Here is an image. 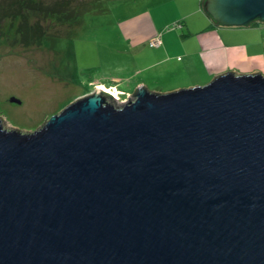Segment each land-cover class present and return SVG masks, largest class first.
Masks as SVG:
<instances>
[{
  "label": "water",
  "instance_id": "95a60500",
  "mask_svg": "<svg viewBox=\"0 0 264 264\" xmlns=\"http://www.w3.org/2000/svg\"><path fill=\"white\" fill-rule=\"evenodd\" d=\"M202 9L264 24V0ZM115 103L96 87L33 131L0 117V264H264V75Z\"/></svg>",
  "mask_w": 264,
  "mask_h": 264
},
{
  "label": "rangeland",
  "instance_id": "374dc122",
  "mask_svg": "<svg viewBox=\"0 0 264 264\" xmlns=\"http://www.w3.org/2000/svg\"><path fill=\"white\" fill-rule=\"evenodd\" d=\"M162 1L0 0V117L5 125L33 131L69 103L93 93L100 82L109 84L102 75L114 57L105 58L109 47L96 48L95 41L112 39L120 20ZM244 37H233L228 45L236 44L233 48L242 54L248 51L246 64L235 60L240 54L226 63L237 69L253 66L264 75V34L254 32L246 46L237 47ZM135 88L113 91L115 104L132 97ZM10 97L20 103L9 102Z\"/></svg>",
  "mask_w": 264,
  "mask_h": 264
},
{
  "label": "crops",
  "instance_id": "0c3cea01",
  "mask_svg": "<svg viewBox=\"0 0 264 264\" xmlns=\"http://www.w3.org/2000/svg\"><path fill=\"white\" fill-rule=\"evenodd\" d=\"M137 1L145 4L152 0ZM200 1L165 0L142 7L148 8L118 22L112 39L95 41L96 48L109 47L105 58L114 57V61H107L102 75L110 83L102 81L98 87H110L116 92L144 85L151 91L167 92L203 85L226 71L255 72L253 66H228L226 62L234 54H240L242 57L235 60L244 63L250 58L248 51L242 54L233 48L236 44L232 43V48L228 44L233 37L244 35L237 47L246 46L254 32L264 34V24L255 21L242 27L216 25ZM154 37H159L160 43L151 47L149 40Z\"/></svg>",
  "mask_w": 264,
  "mask_h": 264
},
{
  "label": "built area",
  "instance_id": "2783aa9c",
  "mask_svg": "<svg viewBox=\"0 0 264 264\" xmlns=\"http://www.w3.org/2000/svg\"><path fill=\"white\" fill-rule=\"evenodd\" d=\"M159 43H160V38L159 37H154V38H152V39L149 40V46H151V47L158 46ZM102 89L104 91H106V92H109L115 99L118 98L113 91H112L113 93L111 92V89L110 88L103 87ZM108 90H110V91H108Z\"/></svg>",
  "mask_w": 264,
  "mask_h": 264
},
{
  "label": "trees",
  "instance_id": "16d2710c",
  "mask_svg": "<svg viewBox=\"0 0 264 264\" xmlns=\"http://www.w3.org/2000/svg\"><path fill=\"white\" fill-rule=\"evenodd\" d=\"M202 3H203V0L200 1L201 7H202ZM111 100H112V99H111ZM112 101H114V100H112Z\"/></svg>",
  "mask_w": 264,
  "mask_h": 264
},
{
  "label": "bare ground",
  "instance_id": "6f19581e",
  "mask_svg": "<svg viewBox=\"0 0 264 264\" xmlns=\"http://www.w3.org/2000/svg\"><path fill=\"white\" fill-rule=\"evenodd\" d=\"M102 89V88H101ZM108 91H110V90H108ZM112 92V91H111ZM113 93V92H112Z\"/></svg>",
  "mask_w": 264,
  "mask_h": 264
},
{
  "label": "flooded vegetation",
  "instance_id": "af4514ba",
  "mask_svg": "<svg viewBox=\"0 0 264 264\" xmlns=\"http://www.w3.org/2000/svg\"><path fill=\"white\" fill-rule=\"evenodd\" d=\"M10 102V101H9ZM16 103V102H15ZM16 104H19V103H16Z\"/></svg>",
  "mask_w": 264,
  "mask_h": 264
}]
</instances>
